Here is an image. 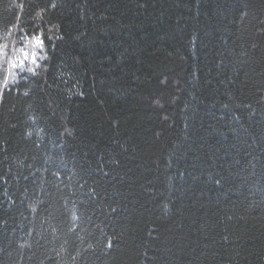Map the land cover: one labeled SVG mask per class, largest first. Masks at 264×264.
Masks as SVG:
<instances>
[{
  "label": "trees",
  "instance_id": "16d2710c",
  "mask_svg": "<svg viewBox=\"0 0 264 264\" xmlns=\"http://www.w3.org/2000/svg\"><path fill=\"white\" fill-rule=\"evenodd\" d=\"M0 45V264H264V0H0Z\"/></svg>",
  "mask_w": 264,
  "mask_h": 264
},
{
  "label": "snow or ice",
  "instance_id": "6c2138e0",
  "mask_svg": "<svg viewBox=\"0 0 264 264\" xmlns=\"http://www.w3.org/2000/svg\"><path fill=\"white\" fill-rule=\"evenodd\" d=\"M34 40L35 43L39 44L41 47L43 46V40L41 39L40 36H36V37H33L32 38ZM19 51L23 54V58H20L17 59L18 62H19V67L21 68V70L23 69L24 67V63L27 59H29V53H27L23 48H20ZM4 54V51H3V46L0 45V56H3ZM31 60L33 62H36V56H31ZM17 67V64L16 63H13L12 64V68H15ZM32 73L35 75V70L33 69L32 70ZM13 82H16V81H13ZM7 85V79L5 78L4 81H3V85L2 86H6ZM25 95H27V91L24 93Z\"/></svg>",
  "mask_w": 264,
  "mask_h": 264
},
{
  "label": "clouds",
  "instance_id": "9594fccd",
  "mask_svg": "<svg viewBox=\"0 0 264 264\" xmlns=\"http://www.w3.org/2000/svg\"><path fill=\"white\" fill-rule=\"evenodd\" d=\"M35 45L36 46H40L39 44H37V43H35ZM38 55V53H36V51H35V47H33V50H32V54H31V56H37ZM15 59H19V56H17ZM41 59H44V57L43 56H41ZM14 63V61H10L9 62V68L11 69L12 68V64ZM23 70V69H22ZM32 70H33V68H31V67H29L28 69H27V71L28 72H31L32 73ZM16 76H17V74L15 73V72H10V78H11V80L12 81H15L16 80ZM7 79V83L9 82V80H8V78H6Z\"/></svg>",
  "mask_w": 264,
  "mask_h": 264
}]
</instances>
